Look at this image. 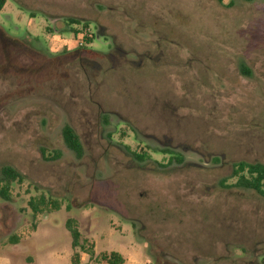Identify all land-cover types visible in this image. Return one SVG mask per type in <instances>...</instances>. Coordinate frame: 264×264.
Listing matches in <instances>:
<instances>
[{
  "label": "rangeland",
  "instance_id": "rangeland-1",
  "mask_svg": "<svg viewBox=\"0 0 264 264\" xmlns=\"http://www.w3.org/2000/svg\"><path fill=\"white\" fill-rule=\"evenodd\" d=\"M4 1L0 264H71L69 218L132 264H264V197L232 177L264 165V0Z\"/></svg>",
  "mask_w": 264,
  "mask_h": 264
},
{
  "label": "trees",
  "instance_id": "trees-1",
  "mask_svg": "<svg viewBox=\"0 0 264 264\" xmlns=\"http://www.w3.org/2000/svg\"><path fill=\"white\" fill-rule=\"evenodd\" d=\"M220 2L222 0H219ZM251 1V0H245ZM4 0H0V10L4 4ZM68 25H79L85 26V23L77 19H68ZM71 32L77 34L75 29H70ZM61 137L65 147L70 150L77 158L82 155V146L80 140L74 130L69 125H64L61 129ZM163 154H167L166 151H161ZM171 160L174 158L172 153ZM142 159L146 157L137 156ZM54 158V157H53ZM55 159V158H54ZM175 160L179 161L180 159ZM232 177L236 178V185L242 188L255 191L264 197V165L254 163L249 164L246 162H238L233 165ZM21 177L13 168L5 166L0 172V198L2 200L10 199V188L14 182H20ZM28 208L33 217L44 212L58 211L60 208L59 202L52 199H47L43 195L33 197L28 201ZM65 229L68 231L71 238V248L73 250L78 249L80 252L88 255L89 259L99 260L102 264H123L124 260L116 252H101L97 256L94 255V245L82 236L78 230V224L76 220L69 218L64 223ZM11 243L17 242L16 237L10 239ZM71 264H79V254L73 252L70 257Z\"/></svg>",
  "mask_w": 264,
  "mask_h": 264
},
{
  "label": "crops",
  "instance_id": "crops-1",
  "mask_svg": "<svg viewBox=\"0 0 264 264\" xmlns=\"http://www.w3.org/2000/svg\"><path fill=\"white\" fill-rule=\"evenodd\" d=\"M120 234L121 235H123L124 233H121L120 232ZM124 236V235H123ZM84 237V236H83ZM85 238V237H84ZM124 238V237H123ZM87 239V238H86ZM92 242V241H91ZM93 243V245L95 244L94 242H92ZM131 244V243H130ZM129 246H131V245H129ZM128 248L129 247H126V246H118V248L116 249V250H108V251H104V252H107V253H109V252H116V253H118L121 257H122V259L124 260V263L123 264H132V260L131 259H129V258H127L126 257V255H125V253L126 252H128ZM72 249V248H71ZM73 252H77L78 254H79V264H87V261H88V255H86V254H84V253H82V252H80V251H76V250H73L72 249V252H71V254H70V257H71V255H72V253ZM101 253V252H100ZM99 253H97L96 251H95V245H94V255L95 256H97ZM102 264V263H101Z\"/></svg>",
  "mask_w": 264,
  "mask_h": 264
},
{
  "label": "flooded vegetation",
  "instance_id": "flooded-vegetation-1",
  "mask_svg": "<svg viewBox=\"0 0 264 264\" xmlns=\"http://www.w3.org/2000/svg\"><path fill=\"white\" fill-rule=\"evenodd\" d=\"M99 30L97 29L96 30V34H97V32H98ZM109 52H115V53H118V57H125L127 54H125L122 50H120L118 47H114L113 46V43H112V46H111V48H110V50H109ZM109 52L108 53H105V54H109Z\"/></svg>",
  "mask_w": 264,
  "mask_h": 264
},
{
  "label": "built area",
  "instance_id": "built-area-1",
  "mask_svg": "<svg viewBox=\"0 0 264 264\" xmlns=\"http://www.w3.org/2000/svg\"><path fill=\"white\" fill-rule=\"evenodd\" d=\"M79 44H81V43H79Z\"/></svg>",
  "mask_w": 264,
  "mask_h": 264
}]
</instances>
